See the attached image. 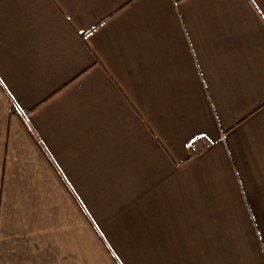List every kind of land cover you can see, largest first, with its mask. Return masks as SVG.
Returning <instances> with one entry per match:
<instances>
[{
    "label": "crops",
    "instance_id": "obj_1",
    "mask_svg": "<svg viewBox=\"0 0 264 264\" xmlns=\"http://www.w3.org/2000/svg\"><path fill=\"white\" fill-rule=\"evenodd\" d=\"M0 264H264V0H0Z\"/></svg>",
    "mask_w": 264,
    "mask_h": 264
}]
</instances>
